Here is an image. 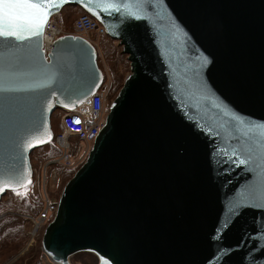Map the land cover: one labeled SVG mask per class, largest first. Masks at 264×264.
I'll return each instance as SVG.
<instances>
[{
    "label": "water",
    "instance_id": "obj_1",
    "mask_svg": "<svg viewBox=\"0 0 264 264\" xmlns=\"http://www.w3.org/2000/svg\"><path fill=\"white\" fill-rule=\"evenodd\" d=\"M54 2L47 22L78 7L131 73L59 197L43 253L58 264L79 253L98 264H264V0H131V17ZM46 24L0 36V201L33 183L31 154L54 141V112L104 83L85 38L62 36L46 54Z\"/></svg>",
    "mask_w": 264,
    "mask_h": 264
},
{
    "label": "built area",
    "instance_id": "obj_2",
    "mask_svg": "<svg viewBox=\"0 0 264 264\" xmlns=\"http://www.w3.org/2000/svg\"><path fill=\"white\" fill-rule=\"evenodd\" d=\"M66 23L63 11L50 17L43 36L46 54L51 51L54 41L71 34L88 40L96 48L98 58H103L99 42L106 38L107 34L97 21L83 13L75 20L71 31L68 30ZM105 72L104 83L96 93L75 109L66 110L62 114L61 132L54 138L59 155L43 161L37 174L35 171L32 184L35 185L40 198L41 210L37 215L24 216L30 223V229L27 231V248L41 246L43 232L57 212L59 198L51 195V182L58 179L60 172L75 170L83 165L106 122L113 82L107 68ZM73 140L79 142L76 148L73 146ZM41 264L58 263L52 261L42 251Z\"/></svg>",
    "mask_w": 264,
    "mask_h": 264
},
{
    "label": "rangeland",
    "instance_id": "obj_3",
    "mask_svg": "<svg viewBox=\"0 0 264 264\" xmlns=\"http://www.w3.org/2000/svg\"><path fill=\"white\" fill-rule=\"evenodd\" d=\"M79 10L77 8L65 10V15L68 20L67 27L69 31L72 30L73 23L81 14ZM108 38L109 37H106V39L103 38L99 42L101 51L104 50V46L107 52L108 50L111 51L110 45L107 43L108 41H106L110 39ZM104 39H105V42H103ZM112 44H113L112 52L114 55L111 57L108 55L109 57L106 58L104 52H102L103 58L101 57L98 58L99 66L104 71L107 68L108 72L110 73L111 71L110 66L113 68V74H111L112 72L110 73L112 77V82H113V87H112L111 95H110V103L116 98V96L118 95V93L120 92L121 88L124 85L125 79L131 73L130 63L128 62L127 57L123 55L122 49L119 47L118 43H116L113 40H112ZM112 57H115V60H113V63L110 61V58ZM115 66L118 67V70L114 68ZM58 111L59 110L57 109L52 116V127L55 133L61 132L62 113H59L60 111L59 112ZM78 143L79 142L77 140H73L74 148L77 147ZM51 144L55 145V141H53ZM51 149H53L51 146L46 147V148H41V149H37L36 151H34L33 155L31 154V163L33 166L34 174H35V171L37 174L40 163L59 155V152L51 150ZM79 168L80 167L76 168L75 170H67L65 172H60L58 179L56 181L51 182L52 184V188H51L52 194L51 195L54 198L60 197L65 185L68 183V181L72 179V177L75 175L76 171ZM36 191L37 190L35 189V185L31 184V186H29L28 188L7 194V196H4L2 199L3 208L4 207L7 208L8 210L12 211L16 215H19V214H22V215L24 214V216L34 215L37 212V210L41 208L40 198ZM27 206L28 207L32 206L33 208L35 207V209L34 210L27 209ZM0 211L2 210L0 209ZM24 228L26 230V237H27V231L30 229V225L25 223ZM27 242H28V239L26 238L24 242L25 245H23V247L18 252V254L15 256V258L11 260L9 263L15 261L18 258L24 259V264H41L42 263L41 246L36 245L35 247L27 248ZM85 254L84 253L76 254L75 256H73L75 257L74 259L73 257L71 258V261L77 264H98V258L94 254L92 255H94L95 257L91 255H87L91 253H85Z\"/></svg>",
    "mask_w": 264,
    "mask_h": 264
},
{
    "label": "snow or ice",
    "instance_id": "obj_4",
    "mask_svg": "<svg viewBox=\"0 0 264 264\" xmlns=\"http://www.w3.org/2000/svg\"><path fill=\"white\" fill-rule=\"evenodd\" d=\"M90 2L95 3L102 11L123 10L127 16H135L131 0H90ZM135 3L139 5L142 0H135ZM58 6L59 3L54 0H0V36L24 39L25 33L41 34L48 16L51 15V9ZM88 10L92 11V8L89 7ZM246 162L240 161V163ZM0 184L3 185L0 186V191L8 186L3 180H0Z\"/></svg>",
    "mask_w": 264,
    "mask_h": 264
},
{
    "label": "trees",
    "instance_id": "obj_5",
    "mask_svg": "<svg viewBox=\"0 0 264 264\" xmlns=\"http://www.w3.org/2000/svg\"><path fill=\"white\" fill-rule=\"evenodd\" d=\"M73 8H77L79 10L78 7H74V6H68L65 9H63V14L66 18L67 26H68V20H67V17L65 15V10L73 9ZM79 11L81 14L84 13L81 10H79ZM105 39L103 40V42H105ZM106 41H108L107 43L110 45L111 51L108 50V52H107L105 49V46H104V50H102V52H104L106 58H108L109 56L111 57L114 55L112 52L113 51V44H112L111 39L106 40ZM113 60H115V57L110 58V61L112 63H113ZM110 68H111L110 73L112 72L111 74H113V68L111 66H110ZM114 68L116 70H118V67L115 66ZM103 72L105 74L104 70H103ZM59 111H58L59 113H62V114L64 113V110H59ZM53 131H54V129H53ZM54 134L56 136L59 133H55V131H54ZM50 146L53 148L51 150L59 152V150L53 144H49L43 148L50 147ZM32 155H33V153H32ZM9 193H12V192H9ZM9 193H7V194H9ZM7 194H6V196H7ZM2 201L3 200L0 201V209L2 210V211H0V264H24V259H21V258H18L11 263H9V262L15 258V256L18 254V252L23 247V245H25L24 242H25L26 238L28 239V236L26 237V230L24 227H25V223H27L28 225H30V223L24 217V214L23 215L22 214L16 215L12 211L8 210L7 208H5V207L3 208ZM27 209L34 210L35 207L33 208L32 206H29V207L27 206ZM40 210H41V208H39V210H37V212L34 215H37ZM87 255L94 256L92 254H87ZM74 258L75 257H73V259Z\"/></svg>",
    "mask_w": 264,
    "mask_h": 264
}]
</instances>
